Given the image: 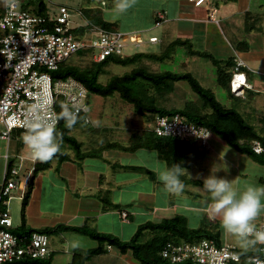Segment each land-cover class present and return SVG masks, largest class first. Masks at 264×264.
I'll use <instances>...</instances> for the list:
<instances>
[{
	"label": "crops",
	"instance_id": "0c3cea01",
	"mask_svg": "<svg viewBox=\"0 0 264 264\" xmlns=\"http://www.w3.org/2000/svg\"><path fill=\"white\" fill-rule=\"evenodd\" d=\"M86 1L84 7L92 8V11L99 12L105 19L112 21L118 29L140 31L144 39L137 45L146 43L143 46L146 49L137 52L161 53L171 42L182 40L185 43L175 46L171 54L172 57L175 49L184 46L190 56L188 60L194 63L197 62L193 59L194 56L201 55L190 53L189 46L191 45L195 50L207 51L215 58L222 60L223 66L226 60H232V65L226 68L227 87L222 85L228 92L231 102L230 105H224L236 107L258 130H262L261 127H264V1L256 2L255 4L263 9L254 11L253 9L251 10L252 0H206L200 5H196L191 0H137L135 6L125 13H118L114 10L116 0ZM214 8L217 9L216 20L210 18ZM159 12L164 14V18L157 24L156 19ZM243 23L244 27H242ZM151 36H157V40L151 41L149 39ZM155 44L161 45L159 51L151 49V45ZM238 57L244 59L247 63V66H243L242 69L246 72L248 85H244L239 91L235 92L232 90L230 82ZM206 58L210 59L209 57ZM214 65L218 69V66ZM87 124L84 127V131L88 130L95 135L101 130L90 125L87 127ZM14 132L19 135L22 130L14 129L9 139L2 138V140L7 141V144L6 152L2 154L4 166L0 178V192L5 181L6 155H9L8 159L16 166L15 162L10 159V141ZM132 134L133 132H130L128 137L130 142H132ZM107 142L109 141L101 142L95 139V143L98 144L96 147L86 149L82 145V151L96 149ZM203 147L211 149L212 153L215 150L214 144ZM203 147L195 145L193 153L191 152L192 156L202 152V157L192 161L189 156L185 159L184 174L180 177L185 187L179 195L167 192L162 182L158 179L159 173L168 169V167L166 161L160 158L157 151L153 149L151 150L155 151L156 155L152 153L145 155L141 151L138 152L140 148L134 151L105 148L100 156H94L104 161V165H96L94 163L93 167L95 170L80 169L82 170L80 171L78 167L80 168L82 165L79 164L80 166H78V164L74 163L75 166L73 165V168L76 167V169H71L72 171L56 167L55 169L59 170L60 173L59 179L61 183L55 190L53 188L54 183L51 181L55 182L56 179H48L50 180L49 183H51V186H49L51 188L50 192L55 193V197H57L55 198L56 201L50 203L45 201L47 197L43 193L47 177L42 175V172L50 166L49 164L35 174L32 182L31 180L28 181L26 188H18L24 189V192H26L31 182L29 198L33 196V200H37L39 203L38 209L44 208L46 214L57 209L60 211V215L57 216V220H54V218L49 219L50 217H47L44 214L45 212H43L38 219H34L35 226L29 225L25 216L26 225L29 228L37 229L56 227L58 225H88L98 231L113 233L122 240H128L132 235L129 238L122 236L124 235L122 234L124 227H120L116 231V227H112L113 223L117 222V224L121 225V223H128L136 217L142 216L144 220L139 223L140 225L147 221L160 222L175 215H184L187 218L189 227L198 228L205 226L209 230L219 232V241H229L238 247L239 252L243 250L247 253H259V244L254 247L249 246L246 249L242 248L238 238L224 232L220 219L213 217L206 211L210 197L202 187L203 179L212 174L213 168L217 171L215 174L219 178L232 181L233 188L238 193L253 185L264 188V175L252 181L249 176H244L245 173H241L239 169L232 170L234 167L237 168L234 163L230 166L231 168H225V164L218 161L224 160L219 151L214 153L215 157L219 159L214 157V160L211 161L210 156L212 154L204 156L206 150ZM72 156L77 158L74 152ZM85 158H80L79 160H84ZM53 159L58 160L57 157ZM112 159L115 160L112 161ZM123 160L126 162H123ZM151 160L154 162H149ZM194 161H199L201 167L196 168L193 165ZM37 162L39 161L33 162L32 167L26 174L31 176ZM60 162L62 163L63 161L58 160V166L61 164ZM116 167L143 173L150 181L140 180L134 183L135 181L129 179L138 178L139 175L131 174L128 176V184L126 185L125 178L118 176L117 172L121 174V170H117V172L114 170ZM258 182L262 185H259ZM109 183H114L113 185L117 187L116 190L112 191L113 188ZM261 202L264 203V197H261ZM123 210L128 211L129 215L127 218H123ZM261 221H264V211L260 213L254 223ZM21 224H17L13 228ZM149 231L151 230H144L142 234L144 241L149 240L153 236V231ZM65 232L80 239H77L76 243L74 242L72 245V242L67 240ZM146 232H148V236H145ZM48 235L50 238L49 256H51L53 262L59 264L71 262L75 252L76 255L83 257L85 251L99 245L97 239L72 230H55ZM88 238L96 240L97 243L92 244L88 241ZM103 246L104 251L83 257V263L91 264L95 258H98L97 256L107 255L109 260L102 261L107 262L106 264H141L133 255L131 248L122 250L119 246L110 245L108 241H105ZM102 257L104 256L98 259L100 260Z\"/></svg>",
	"mask_w": 264,
	"mask_h": 264
},
{
	"label": "built area",
	"instance_id": "2783aa9c",
	"mask_svg": "<svg viewBox=\"0 0 264 264\" xmlns=\"http://www.w3.org/2000/svg\"><path fill=\"white\" fill-rule=\"evenodd\" d=\"M196 5L206 0H191ZM5 3L0 13V138L9 139L14 129L25 131L30 119V109H40L49 120L59 123L56 103L78 108L86 123L91 122L88 90L72 76L54 78L51 71L81 50L89 51L92 58L101 61L109 55L124 56L126 43L139 44L144 37L140 31L109 29L91 24L82 32H75L82 24H71L68 5L60 4L56 12L48 15L37 14L23 7L20 0ZM214 8L210 18L217 19ZM78 12L82 13L81 9ZM83 14V13H82ZM164 18L158 13L156 23ZM156 41L157 36H151ZM247 63L237 58L231 78L235 92L247 86ZM75 108L73 110H75ZM157 135L175 136L196 140L202 146L209 145L212 131L209 127L188 120L183 114L155 113L151 128ZM257 152L263 151L261 143L254 145ZM5 181L0 192V264L26 258H46L50 254V238L46 232L35 229L19 235L13 231V220L7 206L13 189L25 187L30 174L20 178L19 168L10 165L6 155ZM129 215L122 211L123 218ZM257 229H264V221L254 223ZM259 253L243 256L236 245L229 241H218L214 237H203L194 241H167L160 255L171 263L189 260L197 264H238L250 258L264 260V245L259 244Z\"/></svg>",
	"mask_w": 264,
	"mask_h": 264
},
{
	"label": "trees",
	"instance_id": "16d2710c",
	"mask_svg": "<svg viewBox=\"0 0 264 264\" xmlns=\"http://www.w3.org/2000/svg\"><path fill=\"white\" fill-rule=\"evenodd\" d=\"M34 3L33 9L29 5ZM4 0H0V13L3 10ZM23 7L35 12L37 14L48 15L50 10L44 0H25ZM84 17L85 24L75 28V32H82L91 24H97L105 28L117 29L112 21L105 19L102 14L97 11H92V8H80ZM184 44L185 41L176 40L171 42L165 50L161 53L156 52H136L132 55H109L101 61H96L93 58L90 65L81 66L78 61L70 57L67 61L62 63L59 68L52 70L51 73L54 78L72 76L80 80L88 90L89 93L100 95H111L118 92L119 95L134 105V110L137 113L146 114L155 113L172 115L175 113L183 114L188 120L197 124H202L210 128L212 133L218 134L223 138L229 146L238 150L239 152L249 155L253 160L264 164V149L257 152L254 145L259 142L264 148V130H258L250 120L246 119L243 114L236 107H228L217 99L214 91L210 88L203 86L200 81L190 71L175 72L171 70L152 71L146 66H136L123 74L112 75L107 82L100 81V76L104 73V68L109 62L119 64H135L144 58L163 61L170 58L172 51L178 44ZM189 52L205 57H209L214 64L218 66V80L227 87L226 68L232 65V60H226L222 65V60L215 58L207 51L195 50L189 46ZM77 57L88 55L91 57L89 51L81 50ZM74 56V55H73ZM180 80H187L191 88L200 95L203 100L204 106L209 107L211 110L201 113L196 108H167L155 104L152 97H149L143 92V86L146 84L153 86L156 90L171 92L174 90L176 82ZM62 100L59 99L56 103L58 114L61 113ZM87 123L81 115L78 116V122L68 129L63 120L59 119L56 126V135L58 142H66L71 148L78 159L85 157L100 156L102 150L105 148H117L120 150L134 151L138 148H148L156 150L159 157L166 161L167 167L171 168L173 165H180L182 168L186 166L185 159L191 154L195 145L199 144L196 140L183 139L175 136L157 135L152 129H146L144 133H133L132 142L128 145L122 144L118 141H109L96 149L82 151V142L74 136L71 131L74 127L85 126ZM13 131V130H12ZM62 137V139H61ZM200 145V144H199ZM202 146V145H201ZM59 161L70 158L69 153L60 148V152L55 156ZM54 158V157H53ZM51 161V160H50ZM48 162H37L33 172L30 176L31 182L35 174L42 168L50 164ZM12 165V162H10ZM264 179V178H263ZM264 181V180H263ZM31 182L28 190L24 195V206L28 202L30 195ZM23 223L20 226L13 228V231L19 235L24 233H31L37 228H29L25 222V214H22ZM145 229L153 231V236L146 241L141 240L142 234ZM40 231L50 234L55 230H72L81 234L88 235L99 241V245L85 251L83 257L98 254L104 251L103 243L108 241L111 245L119 246L122 250L131 248L133 255L141 264H197L189 260L180 263H171L160 255V250L163 245L169 241H194L203 237H214L219 241V232L209 230L207 227L202 226L198 228H191L187 225V218L184 215H175L171 218H165L160 222L147 221L140 224L136 232L128 240H122L118 236L109 232H101L88 225L74 226V225H58L56 227H47L38 229ZM243 256L253 254L240 250ZM73 260L67 264H84L83 257L76 255ZM2 264H59L53 262L51 256L46 258H26L23 260L5 262ZM238 264H246L243 260Z\"/></svg>",
	"mask_w": 264,
	"mask_h": 264
},
{
	"label": "rangeland",
	"instance_id": "374dc122",
	"mask_svg": "<svg viewBox=\"0 0 264 264\" xmlns=\"http://www.w3.org/2000/svg\"><path fill=\"white\" fill-rule=\"evenodd\" d=\"M24 2L25 0H20ZM48 8L51 12H56L58 10V6L60 4L68 5L71 12V24L72 25H78L85 22V17L82 13L78 12V9H80L82 6L86 5V0H44ZM264 0H252L251 4V10L254 11L263 9L258 7L256 2H263ZM34 3H31L29 5V8L33 9ZM244 27V23L242 25ZM143 43L141 45H135L134 43L128 42L126 43V46L124 47V53L125 54H134L137 51L146 49L144 48ZM156 46V47H155ZM159 48H161V45L155 44L151 45L152 50L159 51ZM150 49V48H147ZM174 56H170V58H167L163 61L160 60H154L150 58H144L142 60H139L135 64H119L115 62H109L104 68V73L100 76V81L107 82L108 79L114 75V74H123L132 68L136 66H146L148 69L152 71H163V70H171V71H190L192 74L200 81V83L210 88L214 91L216 97L218 100H220L223 104L230 105L231 100L229 99L228 92L226 89L223 88L222 84H220L218 80V69L216 66L212 63V61L206 57L201 56H194L193 59L197 62H191L188 60L190 57L188 55L187 48L184 46L178 47V49H175L173 52ZM72 59L75 61H78L81 66H88L90 65V61L92 59V56H82L77 57V54L72 56ZM143 92L148 95L149 97H152V100L155 104L159 106H164L167 108L177 107V108H196L201 113L209 112L211 109L209 107L204 106L203 100L200 98V95L195 92L191 86L189 85V82L187 80H180L176 82L175 88L171 92L166 91H160L156 90L153 86L148 85L145 83L143 86ZM89 104H90V116L92 123H88L87 127L89 125L91 127H97L101 130L98 134H93L92 132L86 130L84 131V127L86 126H77L74 127L71 131V133L77 137L79 141L82 142V145L87 148L96 147L98 144L95 143V139L105 142V141H111L116 140L120 141L125 145L130 144L131 142L128 140V137L130 135V132L133 133H139L142 134L145 132L146 129H150L153 122V115L150 113L141 114L137 113L134 110V105L127 100L123 99L118 92H115L111 95H100L95 93H89ZM3 129L2 124H0V130ZM89 129V128H87ZM91 129V128H90ZM24 130H22L21 134H15V132L12 134V138L10 141V155L11 160H13L16 164V167L19 168V174L20 178H24L28 170L32 167L34 160H32L30 156L29 150L25 147L21 140V136L23 134ZM6 140H2L0 138V178L1 173L3 171L4 166V160L2 157V154L6 152ZM102 144V143H101ZM214 144V151L213 153L210 151L211 149H207V147H203L199 144V146L203 147L206 151L204 156L212 154L210 156V160H214V153L219 151V153L223 156L224 160H218L219 162H223L225 164V168H231L230 166L234 163L237 168H232V170L239 169L241 173H245L244 176H249L250 180L259 179L260 176L264 175V164H261L255 160H253L249 155L239 152L238 150L232 148L227 144V142L221 138L218 134L214 133L212 136H210L209 139V145ZM101 146V145H100ZM60 148L67 150L69 153H71V157L68 159L63 160L59 166L57 165V159H52L50 162V166L48 169L44 170L42 172V175L44 177H47L45 180V197H47L46 202H53L56 201L55 193L50 192L51 183H49L51 178H55V182L52 180L51 182L53 184V188L55 190L56 187L60 185L61 180L59 179L60 173L59 170H56L55 168L58 167L59 169H65L66 171L73 170L74 164H78L80 168L78 169H88V170H95L93 167L94 163L104 165L103 160H99L97 157H86L84 160H79L77 158H73V150L69 148L68 144L66 142H62L60 144ZM19 149V150H18ZM138 150V149H137ZM142 152L145 155L146 154H154L156 155L155 151L148 149V148H140L138 152ZM193 153V152H192ZM192 153L189 155V158L192 160L202 157L203 153L199 152L196 156H192ZM140 154V153H139ZM16 155H18L16 157ZM15 157V158H14ZM219 159L218 157H215ZM115 159H112L114 161ZM10 161V160H9ZM22 161V163H21ZM190 161V163H191ZM123 162H126L123 160ZM153 163L154 161H149ZM74 163V164H73ZM80 164V165H79ZM91 164V166H89ZM193 165L198 168L201 167V163L199 161H194ZM75 166V165H74ZM61 167V168H60ZM71 170V171H72ZM80 170V171H82ZM116 172L117 170H121V174L117 172L120 177L125 178L126 185L128 184V176L131 174H137L139 175L138 178H131L129 180L135 181H150V179L140 172L131 171L130 169H119L116 167L114 169ZM132 172V173H131ZM137 177V176H136ZM1 180V179H0ZM147 183V182H146ZM111 187L113 188L112 191L116 190L117 187L113 185L114 183H109ZM148 184V183H147ZM259 185H262L260 182H258ZM255 186V185H253ZM52 188V189H53ZM24 189L15 188L11 192V196L8 199V207L10 209V214L13 220V226H16L17 224H21L22 222V213L25 212L26 219L28 221L29 225L35 226L34 219H38L40 214L45 212L44 208L38 209V202L37 200H33V196L29 198L28 203L24 206ZM109 195V193H108ZM44 197V198H45ZM43 200V201H44ZM45 204V203H44ZM46 206V205H45ZM47 217H50L49 219L57 220L58 215H60V211L57 209H54L46 214ZM144 220V217H136L133 219V221L128 223H121L117 224L113 223L112 227H116V231L119 230L120 227H124V232L122 236H126L129 238V236L133 235L138 226L139 223ZM151 232V231H149ZM66 233L67 240L72 242V245L74 242L76 243L77 239H80L79 237L75 238L71 236L68 232ZM145 235V234H144ZM143 235V236H144ZM148 236V232H146V235ZM124 238V237H122ZM141 240L144 241V238L142 237ZM88 241H90L92 244H96V240L88 238ZM102 257L100 260L99 257ZM97 256L98 258H93L94 260L91 262V264H106L107 262H102L105 260H109L108 256L101 255ZM109 262V261H108Z\"/></svg>",
	"mask_w": 264,
	"mask_h": 264
},
{
	"label": "clouds",
	"instance_id": "9594fccd",
	"mask_svg": "<svg viewBox=\"0 0 264 264\" xmlns=\"http://www.w3.org/2000/svg\"><path fill=\"white\" fill-rule=\"evenodd\" d=\"M136 2L137 0H116L114 10L125 13L135 6ZM5 3L11 6L10 0H5ZM61 108L59 119L71 129L78 122L80 110L67 105H62ZM42 111L43 107L29 110L31 117L26 121L21 140L29 150L32 160L48 162L60 152V143L56 135V121L40 114ZM184 170L180 165H173L159 173L158 179L167 192L176 195L183 192L185 185L180 177ZM216 172L213 168L212 174L203 179L202 188L210 197L206 211L220 219L224 232L238 238L242 248L264 245V229H257L254 224L264 211V203L261 202L264 188L248 186L238 193L233 188L232 181L219 178ZM249 264H264V260L258 257L250 258Z\"/></svg>",
	"mask_w": 264,
	"mask_h": 264
}]
</instances>
